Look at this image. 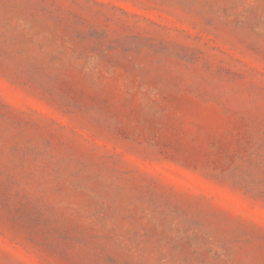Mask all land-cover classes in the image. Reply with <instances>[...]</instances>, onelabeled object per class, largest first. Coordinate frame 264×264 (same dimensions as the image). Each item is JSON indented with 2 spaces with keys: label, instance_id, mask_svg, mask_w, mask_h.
I'll use <instances>...</instances> for the list:
<instances>
[{
  "label": "rangeland",
  "instance_id": "obj_1",
  "mask_svg": "<svg viewBox=\"0 0 264 264\" xmlns=\"http://www.w3.org/2000/svg\"><path fill=\"white\" fill-rule=\"evenodd\" d=\"M0 264H264V0H0Z\"/></svg>",
  "mask_w": 264,
  "mask_h": 264
}]
</instances>
